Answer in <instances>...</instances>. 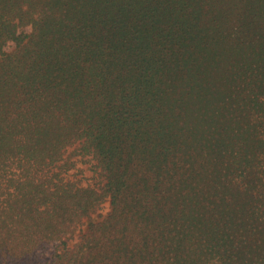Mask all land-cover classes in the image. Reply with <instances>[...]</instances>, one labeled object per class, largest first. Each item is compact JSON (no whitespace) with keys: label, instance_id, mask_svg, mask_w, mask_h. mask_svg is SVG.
Segmentation results:
<instances>
[{"label":"trees","instance_id":"trees-1","mask_svg":"<svg viewBox=\"0 0 264 264\" xmlns=\"http://www.w3.org/2000/svg\"><path fill=\"white\" fill-rule=\"evenodd\" d=\"M207 2L0 0V163L23 174L78 141L106 179L99 195L10 178L0 264H27L105 195L109 217L61 264L171 248L175 264H264L248 187L264 174V0Z\"/></svg>","mask_w":264,"mask_h":264},{"label":"rangeland","instance_id":"rangeland-1","mask_svg":"<svg viewBox=\"0 0 264 264\" xmlns=\"http://www.w3.org/2000/svg\"><path fill=\"white\" fill-rule=\"evenodd\" d=\"M205 3H208L207 0H205ZM235 19L236 16L231 18L230 21ZM230 24L231 27L234 26L231 22ZM6 49L9 50L8 47ZM250 114L251 116L254 115L252 111ZM243 115L244 113L239 118L244 117ZM253 127L254 130L255 126ZM257 169H262V172H264V164L261 167H255V171ZM20 171L12 160H5L0 163V193L14 192L15 188H6L9 184V179L13 177L17 184L19 182L25 183L26 181L40 182L45 185V188L47 187L50 190L63 187L66 189V185L70 184L73 192L85 193L86 191H94L99 195L104 193V186L106 185V179L98 167L97 161L89 153L81 151V143L78 141L71 142L63 147L60 156L52 162L25 164V172L19 174ZM259 176V178H255L249 183L248 187L251 189L249 194L255 196L252 200L256 203V206H254L256 208L255 212L262 213L264 211V174ZM240 187L241 191H246L244 190L245 185L240 184ZM243 194L245 195V193ZM111 212L110 198L105 195L94 204L86 215L81 216L79 220L75 219L70 224L67 233L60 240L46 242L44 248L38 249L33 254L31 253L27 264H61L60 256L65 253L66 249H76L78 245H85L84 242L89 237L91 229H95L96 226L103 223ZM71 258L69 257V264H75L71 262ZM176 258L175 251L172 248L161 255L163 264H175ZM74 259L75 257L72 260ZM122 261H124V258L120 259V262ZM207 264H223V262L219 256H215L209 259Z\"/></svg>","mask_w":264,"mask_h":264}]
</instances>
